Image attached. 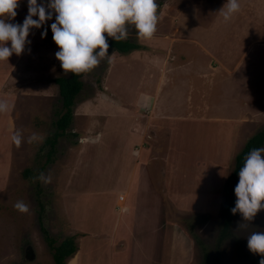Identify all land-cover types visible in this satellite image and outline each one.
<instances>
[{"label": "crops", "instance_id": "obj_1", "mask_svg": "<svg viewBox=\"0 0 264 264\" xmlns=\"http://www.w3.org/2000/svg\"><path fill=\"white\" fill-rule=\"evenodd\" d=\"M206 2L165 5L164 10L171 11V15L161 16L166 25L159 24L163 31L159 28L148 40H130L139 47L125 53L112 47L100 95L81 102L100 107V113L95 116L78 108L81 113L86 112L88 120L85 133L71 147L73 159L65 165L64 199L68 194L82 198L90 192L69 191L71 186L98 184L100 180V189L91 195L100 194V206L102 201L104 206L100 210V230L93 234L98 235L100 252H106L104 258H108L109 264L186 263L191 242L180 224L166 217L167 201L162 193L178 209L194 205L208 210V199H202L204 206L192 200V186L216 188L217 184L220 188L217 196L222 197L239 127L248 128L250 123L249 91L252 87L264 89L262 65L261 70H255L256 76L250 78L249 64L236 61L239 56L243 59L248 55L245 45L254 43V35L239 46L234 44L230 52L214 48L217 40L211 35L217 32L214 23L223 6L215 8L216 3ZM16 11V17L8 22L22 24L25 18ZM215 12L216 20L208 19ZM181 18L185 21H180ZM51 20L54 23L55 19ZM34 37L29 34L30 43L21 55L13 54L9 61L0 62V100L9 105L7 112L0 113V188L6 183L4 172L12 158L11 128L18 100L3 85L6 79L11 80L8 73L25 72L24 55L29 49L38 60L42 53L47 67L61 63L53 55L59 51L56 44L47 48L30 46ZM126 75L128 80L124 79ZM233 99L239 109L232 107ZM157 186H163V191ZM209 194L212 202H216L212 189ZM107 196L108 202L103 200ZM187 203L193 205H183ZM64 212L73 227V218L65 209ZM75 227L88 232L85 226ZM84 236L88 238L90 232ZM123 239L125 246L117 248L116 243ZM237 260L247 264L246 258ZM230 261L236 259L231 256Z\"/></svg>", "mask_w": 264, "mask_h": 264}, {"label": "rangeland", "instance_id": "obj_2", "mask_svg": "<svg viewBox=\"0 0 264 264\" xmlns=\"http://www.w3.org/2000/svg\"><path fill=\"white\" fill-rule=\"evenodd\" d=\"M193 1L195 2V0H156L159 17L156 30L158 31L160 28L159 24L166 26L165 19L161 22V16L167 18L171 15V11L164 10L165 5L189 4ZM206 1V3L209 2V0ZM210 2L216 3L215 8H218L221 5L224 6L226 0H210ZM47 3L48 0H38V4L46 6ZM239 3L240 10L233 15L230 21L225 22L222 14L219 13L218 19L214 23L217 32L211 36H215V40H217L214 48L230 52L233 51L234 44L239 46V43L243 40L250 39V35H254V39H256L253 40L254 43L249 42L245 45V48L249 50L248 55L243 56L245 59L239 56L236 60L237 64H240L241 61L248 63L250 66L249 76L254 78L256 76L255 70H261V65L264 70V0H239ZM17 10L25 18L28 14V0H20ZM33 18L38 19V17ZM214 18L216 20V12L208 16V19ZM53 19H55V16H53ZM185 19L181 18L180 21H185ZM51 23L48 20L41 28L30 29V31L35 30L29 33L35 36L32 39L33 44H30V46L37 48L44 46L47 48L48 45L55 44L50 27ZM186 24H189V22H186ZM184 27L188 28L187 25ZM45 28H47V36L42 38V32ZM159 31H163L162 28ZM257 38H259L258 42ZM128 39H137L134 27H129ZM111 49L112 47L108 48V55ZM238 49L241 50V48ZM31 52L32 49H29L24 55V57L26 56L23 65L25 72L18 75L8 73L11 80L8 81L5 78V84H3L5 89L18 96L17 105L14 108L15 117L11 133L13 135L19 131L23 139L19 147L11 140L13 143L12 158L6 172H4L6 183L0 188V264H54L52 248L45 239L41 225L46 228L48 235L53 238V246L58 245L70 235L74 236L78 250L68 260L67 264H109L108 258H104L106 252H100V244L97 243L99 241L97 240L98 235L93 234V232L100 230V210L104 206L103 201L100 206V194L91 195L97 189H100V180L98 184L90 182L71 186L69 191H72L71 189H88L90 192L88 195H83L82 198L68 194V197L64 199L67 180L65 165L71 157L73 159L74 155L71 147H74L80 136L85 133L84 127L87 124L86 120H88L86 112L81 113L78 108L88 112L91 111L95 116L100 113V107L81 105V102L86 101L84 100L86 98L100 95V89L105 84L102 76L105 74L108 56L102 58L92 71L82 74L83 85L75 96L71 122L66 128V135L58 137L53 158L47 161L46 151L49 144L45 142V139L54 132L55 120L64 110L59 85L54 81V78L70 76L71 73L65 75L61 63L57 67H47L45 65L47 60H45L42 53L41 59L38 60L37 56ZM122 53L125 52L122 51ZM53 55L55 56V54ZM257 55L259 56L258 60H256ZM202 58L205 59V56ZM32 59L33 61H31ZM251 72L253 73L251 74ZM117 79L118 76L115 80ZM124 79L128 80L129 76L126 75ZM44 85L49 88L45 90ZM248 101L250 123L248 128L240 129L239 127L238 132L240 133L235 142L237 145H235V151H233L229 164H227L228 176L232 170L234 154L242 148L246 138L260 129H264V89L261 86L259 88L252 87V90L249 91ZM231 102L233 103L232 107L235 108L236 100L233 99ZM78 105L81 106L76 107ZM235 109L239 108L236 107ZM74 112L76 113L74 114ZM252 115L256 116L255 119ZM247 131H249L248 134ZM86 133H88V129H86ZM33 134L38 139L29 143L28 139ZM259 148H264V144ZM98 165L100 166V164ZM25 168L29 169V173H24ZM41 173L46 178L50 177V182H42L38 179ZM156 188L163 191L162 188L164 187L157 186ZM210 189L216 195V202H212V197L209 194ZM190 190L194 194L192 200L202 202L203 198L208 199V210L202 207H194L191 203L183 205H193V208L192 206L184 209L175 208L169 203L167 196L162 193L164 201H167L165 202L166 217L178 222L187 234L190 240L189 243L191 242L188 251L189 258L185 264H241L237 260L240 258H246L247 264L260 263L262 257L259 254H253L248 249L247 236L252 232H264V209L259 211L250 222L244 221L239 213L233 215L230 225L231 235L219 241L218 235L223 222V188L222 197L217 196L220 191L217 184L216 188L199 185L190 187ZM124 195L126 194L124 193ZM108 197L103 200L108 202ZM18 201H23L28 206L29 211L21 213L16 210L14 205ZM201 204L204 206V202ZM64 209L73 218L71 220L74 223L73 227ZM240 223L243 224L239 227ZM75 225L87 227L90 236L88 238L84 236L88 232L82 231ZM124 240L116 243L115 246L117 248L125 246ZM217 247L218 251H216ZM204 252H206V258H204ZM100 256L103 258L101 259ZM231 256L236 261L231 262ZM173 258L175 259V257ZM135 264L137 263L135 262Z\"/></svg>", "mask_w": 264, "mask_h": 264}, {"label": "clouds", "instance_id": "obj_3", "mask_svg": "<svg viewBox=\"0 0 264 264\" xmlns=\"http://www.w3.org/2000/svg\"><path fill=\"white\" fill-rule=\"evenodd\" d=\"M19 4L20 0H0V62L9 61L13 54L21 55L30 43V29L41 28L55 16L51 24L53 40L59 48L55 56L65 75L88 73L108 56L105 34L116 41L125 40L131 26L139 40H148L156 32L159 19L156 0H48L46 6L38 4V0H28V14L23 23L8 22L16 17ZM239 10V0H226L219 13L228 22ZM46 36L47 28L42 38ZM8 110L7 101L0 100V113ZM11 139L19 147L23 137L17 131ZM37 139L33 134L28 142ZM38 179L50 182V177L46 178L43 173ZM234 192L237 200L231 209L233 215L239 213L244 221L250 222L264 209V148L253 149L246 155ZM14 207L21 213L29 211L23 201ZM247 241L248 249L259 254L260 264H264V232H252Z\"/></svg>", "mask_w": 264, "mask_h": 264}, {"label": "trees", "instance_id": "obj_4", "mask_svg": "<svg viewBox=\"0 0 264 264\" xmlns=\"http://www.w3.org/2000/svg\"><path fill=\"white\" fill-rule=\"evenodd\" d=\"M105 36L109 47H113L119 51L126 52L129 49L139 47V44L130 41L128 38L125 40L116 41L111 37H107V34H105ZM82 74L74 75L71 73L70 76H60L54 78V81L59 85V91L62 97V106L64 107V110L55 120L54 132L45 139V142L49 144V148L46 151L47 161L53 158L58 137L66 135V128L71 122L72 106L75 96L83 85V81L81 79ZM263 144L264 129H260L248 137L242 148L234 154L232 170L223 186V222L218 235L219 241L231 235L230 225L233 218L231 209L235 206V202L237 200L234 189L239 181V170L243 166L246 155L251 150L259 148ZM24 173H29V169L25 168ZM41 228L48 245L52 248V258L54 264H65V259L69 256H72L77 250L74 236L70 235L64 238L58 245L53 246V238L48 235L46 228H44L42 225ZM216 251H218V247L216 248ZM204 258H206V252H204Z\"/></svg>", "mask_w": 264, "mask_h": 264}, {"label": "built area", "instance_id": "obj_5", "mask_svg": "<svg viewBox=\"0 0 264 264\" xmlns=\"http://www.w3.org/2000/svg\"><path fill=\"white\" fill-rule=\"evenodd\" d=\"M122 197H123V195L121 194V195H120V199H121V200H123V198H122Z\"/></svg>", "mask_w": 264, "mask_h": 264}]
</instances>
